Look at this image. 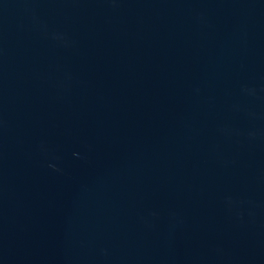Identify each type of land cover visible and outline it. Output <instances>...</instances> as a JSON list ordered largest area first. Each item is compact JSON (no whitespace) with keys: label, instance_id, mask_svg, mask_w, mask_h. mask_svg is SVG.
Segmentation results:
<instances>
[{"label":"water","instance_id":"1","mask_svg":"<svg viewBox=\"0 0 264 264\" xmlns=\"http://www.w3.org/2000/svg\"><path fill=\"white\" fill-rule=\"evenodd\" d=\"M0 264H264V0H0Z\"/></svg>","mask_w":264,"mask_h":264}]
</instances>
